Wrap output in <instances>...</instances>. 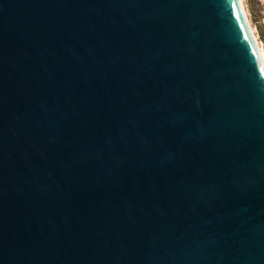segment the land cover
I'll list each match as a JSON object with an SVG mask.
<instances>
[{"label": "water", "instance_id": "95a60500", "mask_svg": "<svg viewBox=\"0 0 264 264\" xmlns=\"http://www.w3.org/2000/svg\"><path fill=\"white\" fill-rule=\"evenodd\" d=\"M0 264H264L239 0H0Z\"/></svg>", "mask_w": 264, "mask_h": 264}, {"label": "rangeland", "instance_id": "374dc122", "mask_svg": "<svg viewBox=\"0 0 264 264\" xmlns=\"http://www.w3.org/2000/svg\"><path fill=\"white\" fill-rule=\"evenodd\" d=\"M247 18L264 53V0H242Z\"/></svg>", "mask_w": 264, "mask_h": 264}, {"label": "bare ground", "instance_id": "6f19581e", "mask_svg": "<svg viewBox=\"0 0 264 264\" xmlns=\"http://www.w3.org/2000/svg\"><path fill=\"white\" fill-rule=\"evenodd\" d=\"M239 2H240L241 6H242V9H243V11H244V15H245V18H246V22H247V24H248V27H249V29H250V31H251L253 37H254V40H255V42H256V44H257V46H258V49H259L260 55H261L262 60H263V62H264V53H263V51H262V49H261V47H260V45H259V43H258V40L256 39V36H255V34H254V32H253V29H252V27H251V25H250V23H249V20H248L247 15H246V11H245L244 6H243V2H242V0H239Z\"/></svg>", "mask_w": 264, "mask_h": 264}]
</instances>
